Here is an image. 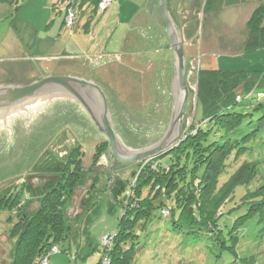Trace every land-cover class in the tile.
Returning <instances> with one entry per match:
<instances>
[{
	"label": "rangeland",
	"instance_id": "374dc122",
	"mask_svg": "<svg viewBox=\"0 0 264 264\" xmlns=\"http://www.w3.org/2000/svg\"><path fill=\"white\" fill-rule=\"evenodd\" d=\"M70 1L76 12L72 27L64 23ZM70 1L19 0L18 9L15 4L0 2V85L26 84L48 75L93 79L103 87L114 121H123L129 132L144 138L163 135L171 115L174 58L159 0H111L104 12L98 8L93 11L98 0L83 4V0ZM263 3L264 0H215L207 8V0H168L187 55L190 96L185 131L196 112L198 68L264 70V48L241 52L247 20ZM90 11L95 19L87 31L83 23L89 19L86 15ZM259 98L264 100V94ZM17 118L23 124L18 129L11 122ZM4 119L6 123L0 117V197L24 188L21 203L28 213L40 206L34 195L37 190H33L42 192L53 185L52 177L40 169L59 167L60 160L51 149L62 130H70L82 145L84 167L92 165L96 147L104 141L101 133L92 129L85 110L68 98L45 101L7 114ZM108 158V165H112L100 171L96 186L88 191L94 176L91 174L87 185L75 195L68 209L69 216H78L74 233L70 240L58 245V250L50 252L47 264H96L105 246L104 238L116 232L133 171L140 170L139 163ZM243 160L258 161L264 178V130L249 143L245 154L238 159L232 155L222 182ZM48 178L49 186H45ZM246 190L247 186H238L234 198L223 208L221 221L226 231L245 212L244 208H233L241 204ZM16 217V212L0 211V264L11 263L14 240L9 233L18 221ZM167 220L155 223L148 235L143 232L144 243L134 264H243L241 258L250 255L264 264V238L258 235L256 218L239 232L238 255L225 250L219 259L206 255L207 239L188 236L186 228L175 229Z\"/></svg>",
	"mask_w": 264,
	"mask_h": 264
},
{
	"label": "trees",
	"instance_id": "16d2710c",
	"mask_svg": "<svg viewBox=\"0 0 264 264\" xmlns=\"http://www.w3.org/2000/svg\"><path fill=\"white\" fill-rule=\"evenodd\" d=\"M65 1L62 0L63 3ZM100 1L96 2L97 7L93 11L100 9ZM0 2L20 8L19 0ZM214 2L207 0V8H211ZM69 7H73L71 1L66 6L65 18ZM94 19L92 15L86 21L87 31L93 26ZM246 28L241 52L264 48V3L252 12ZM261 93L264 94V70L198 68L196 112L192 124L187 131L184 130L182 140L173 149L140 162V171H133L124 213L119 218L116 232L109 235L112 237L110 244H104L96 264H105V260L107 264H134L144 243L141 239L143 232L148 235V230L155 223L166 218L173 228H186V235L207 239L206 255L213 254L216 259L221 258L225 250L238 255L239 232L254 218L260 225L258 235L261 240L264 238V178L259 162L243 160L222 182L232 155L238 159L245 154L249 143L264 130ZM188 109L189 101L186 119ZM114 122L122 140L132 148L148 146L162 136L144 138L132 130L129 132V126L123 121L116 119ZM108 151V142L104 138L96 147L94 162ZM83 155L80 145L68 156L57 155L59 167L40 169L41 173L52 177L53 185L42 192H37L38 188L33 190H37L34 195L40 201L35 212L28 213L21 203L24 188L0 197V211L16 212L18 218L9 233L14 240L10 264H42L45 259L48 263L50 252L58 250L60 243L70 240L75 230L74 220L78 216H69L68 209L78 190L91 179V174L94 176L88 191L100 179V171L84 169ZM49 182L50 178L44 185L49 186ZM254 182L257 184L250 187ZM240 185L247 186V190L241 204L233 209L244 208L245 212L236 217L226 231V224L221 221L225 214L223 208L234 198ZM241 261L243 264H259L255 255L241 258Z\"/></svg>",
	"mask_w": 264,
	"mask_h": 264
},
{
	"label": "water",
	"instance_id": "95a60500",
	"mask_svg": "<svg viewBox=\"0 0 264 264\" xmlns=\"http://www.w3.org/2000/svg\"><path fill=\"white\" fill-rule=\"evenodd\" d=\"M159 10L165 23L174 58L172 108L166 131L156 142L141 148L129 147L116 130L107 95L93 79L75 75H48L27 84L0 85V117L37 106L56 98L75 100L85 110L95 128L108 142L109 154L122 163H140L173 149L182 140L190 89L187 83V55L180 30L174 23L168 0H159ZM30 117V114H29ZM6 123V122H5ZM54 144L53 149L63 145ZM65 147V145H63ZM106 165L87 170L98 171Z\"/></svg>",
	"mask_w": 264,
	"mask_h": 264
},
{
	"label": "flooded vegetation",
	"instance_id": "af4514ba",
	"mask_svg": "<svg viewBox=\"0 0 264 264\" xmlns=\"http://www.w3.org/2000/svg\"><path fill=\"white\" fill-rule=\"evenodd\" d=\"M165 24V23H164ZM168 36V35H167ZM170 42V41H169ZM170 47H171V45H170ZM172 49V48H171ZM15 113H17V112H15ZM43 114V112L40 114V115H42ZM32 115V114H31ZM30 118L32 119V117L30 116ZM19 121H21L20 120V118H17V120L16 121H11V122H13V124H15V126H17L16 128L18 129V128H20V127H22V122H19ZM23 121V120H22ZM91 121V120H90ZM90 121H89V123H90ZM18 125H20V126H18ZM90 125H93V123H90ZM92 127V129H96V128H94L93 126H91ZM16 128H15V130H16ZM63 141L64 143H63V145H65V147L63 146V145H60V146H58V147H56L55 148V150L52 148L51 150H53L54 152H55V154H57V155H59V156H68L70 153H72L73 151H74V149L75 148H77L78 146H80L79 145V143L77 142V140H76V138H75V136H74V134L73 133H71V131L70 130H62L61 132H60V134H59V136L56 138V140L54 141V143L52 144L53 146H54V144L56 143V142H58V141ZM52 146V147H53ZM82 146V145H81ZM97 153L95 152L94 154H93V163H92V165L90 166L91 168H95L96 166H98V165H106L107 167H108V169L111 167V165L112 164H109L108 165V163H107V161H108V156H111L110 154H109V151L107 152V153H105L104 155H102V156H100L99 158H98V160L96 161V162H94V155H96ZM112 157V156H111ZM90 167H84V169H87V168H90ZM102 170H106V168H103V169H101V170H99V171H101L102 172ZM98 171V172H99ZM35 183V182H34ZM33 186H35V185H33Z\"/></svg>",
	"mask_w": 264,
	"mask_h": 264
},
{
	"label": "built area",
	"instance_id": "2783aa9c",
	"mask_svg": "<svg viewBox=\"0 0 264 264\" xmlns=\"http://www.w3.org/2000/svg\"><path fill=\"white\" fill-rule=\"evenodd\" d=\"M110 4H111V0H101L99 3V8L101 11H105L109 7ZM75 18H76V12L74 10V7H69L67 9L66 18H65L67 25L73 26ZM238 98H240V97H238ZM111 240H112V237H110V236L105 237L104 238V244L109 245ZM46 263H47V259H45L42 262V264H46ZM105 264H107V260H105Z\"/></svg>",
	"mask_w": 264,
	"mask_h": 264
},
{
	"label": "crops",
	"instance_id": "0c3cea01",
	"mask_svg": "<svg viewBox=\"0 0 264 264\" xmlns=\"http://www.w3.org/2000/svg\"><path fill=\"white\" fill-rule=\"evenodd\" d=\"M82 4H83V3H82ZM82 4H81V5H82ZM158 4H159V3H158ZM158 6H159V5H158ZM86 16H87L86 18H90V17L92 16L91 11H90ZM87 20H88V19H87ZM84 21H85V20H84ZM85 22H86V21H85ZM85 22H84L83 24H85ZM83 24H82V25H83ZM29 83H30V82H29ZM26 84H27V83H26Z\"/></svg>",
	"mask_w": 264,
	"mask_h": 264
}]
</instances>
